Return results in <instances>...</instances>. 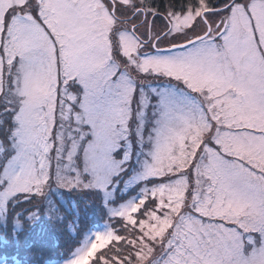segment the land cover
<instances>
[{"label":"rangeland","instance_id":"rangeland-1","mask_svg":"<svg viewBox=\"0 0 264 264\" xmlns=\"http://www.w3.org/2000/svg\"><path fill=\"white\" fill-rule=\"evenodd\" d=\"M112 1L32 0L50 31L30 19L29 63L0 88V264H236L264 227V0L170 20ZM223 17L220 36L141 54L139 37L168 47Z\"/></svg>","mask_w":264,"mask_h":264},{"label":"snow or ice","instance_id":"snow-or-ice-1","mask_svg":"<svg viewBox=\"0 0 264 264\" xmlns=\"http://www.w3.org/2000/svg\"><path fill=\"white\" fill-rule=\"evenodd\" d=\"M31 3L32 0H23V3L18 0H0V88L3 87L5 73L11 85L13 77H19L29 63V57L17 55V52L22 47L24 38L31 31L30 19L36 20L50 31L43 23L42 11L39 8L30 7ZM51 39L57 46V55H59V43L55 36ZM107 71L105 67L91 74L97 87L103 88ZM100 102L103 103L102 100ZM10 202V200L0 201V218H3L5 224L8 220ZM21 216L22 213L14 212L12 223H20ZM237 230L241 231L239 228ZM240 239L241 243L232 250L236 264H264V227H260L257 231L242 232ZM11 258L15 259V256Z\"/></svg>","mask_w":264,"mask_h":264},{"label":"trees","instance_id":"trees-1","mask_svg":"<svg viewBox=\"0 0 264 264\" xmlns=\"http://www.w3.org/2000/svg\"><path fill=\"white\" fill-rule=\"evenodd\" d=\"M224 0H216L212 3V0H151L152 7L156 10H172L181 11L186 9H195V7L203 5H208L210 7H215L222 3ZM39 196V193H38ZM12 224V222H10Z\"/></svg>","mask_w":264,"mask_h":264},{"label":"water","instance_id":"water-1","mask_svg":"<svg viewBox=\"0 0 264 264\" xmlns=\"http://www.w3.org/2000/svg\"><path fill=\"white\" fill-rule=\"evenodd\" d=\"M202 37H203V36H201V38H202ZM195 40H196V39L191 40V41L186 42V43H183V44L174 45V46H172V48H177V47L185 46V45H187V44H189V43H191V42H193V41H195Z\"/></svg>","mask_w":264,"mask_h":264}]
</instances>
